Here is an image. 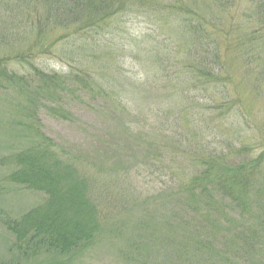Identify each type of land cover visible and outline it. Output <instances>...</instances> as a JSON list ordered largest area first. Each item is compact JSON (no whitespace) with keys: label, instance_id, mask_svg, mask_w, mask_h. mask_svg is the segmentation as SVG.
Returning a JSON list of instances; mask_svg holds the SVG:
<instances>
[{"label":"rangeland","instance_id":"374dc122","mask_svg":"<svg viewBox=\"0 0 264 264\" xmlns=\"http://www.w3.org/2000/svg\"><path fill=\"white\" fill-rule=\"evenodd\" d=\"M178 1L188 10L184 23L166 14L164 0H84L72 22L79 28L91 18L99 28L80 35L71 30L62 40L68 23L56 21L57 1L0 0V66L9 70L0 74V218L34 211L45 200L43 192L7 179L14 159L27 152L45 164L52 180L63 179L78 193L85 216L77 223L93 231L73 257L36 251L37 258L26 260L10 247L11 233L0 219V264H175L173 250L186 255L183 264H223L221 253L237 256L236 264H264V236L251 251L244 242L227 238L224 244L216 233L191 244L192 232L180 223L181 203L189 208L186 198L192 202L189 219L206 207L202 201L217 202L199 189L202 201L190 188L182 195L181 187L200 168L211 169L215 181L226 163L252 161L264 147L262 142L246 152L237 149L235 130L213 107L217 98L201 90L199 80L210 65L200 70L199 59L209 53L193 56L186 32L192 43L197 35L187 24L205 22L206 37L214 35L219 45L225 28L231 41L243 40L255 25L249 14L256 17L257 10L247 5L251 0ZM57 34L62 38L54 41ZM49 41L53 54L22 60L29 49L42 53ZM234 43L221 46V62L239 83L253 110L251 123L264 137V97L255 91L259 80L253 73L244 78L242 47ZM30 63L46 67L29 75ZM242 135L249 140L252 132ZM249 176L264 185V160ZM225 212L244 219L239 208ZM236 224L220 222L231 233Z\"/></svg>","mask_w":264,"mask_h":264},{"label":"trees","instance_id":"16d2710c","mask_svg":"<svg viewBox=\"0 0 264 264\" xmlns=\"http://www.w3.org/2000/svg\"><path fill=\"white\" fill-rule=\"evenodd\" d=\"M52 1L58 2L57 8L53 10V14L56 10V15H58L57 18H55L56 21L59 24L68 23L66 24L67 26L63 27L65 35L62 40L68 36L71 30L80 35L83 31H90L93 29L96 31L99 28L97 26L98 22H94L91 18L84 20V24L79 28L72 22L76 16L81 15L84 0ZM232 1L234 3L237 1L236 4L239 2V0ZM251 2H247V5H255L254 8L257 10V16L255 17L253 14H249L248 22H254L255 25L245 34L243 40L237 38L231 41V39L228 38L229 29L225 28L223 32L221 31L224 35V37L222 36L223 42L218 45V38H215L214 35L206 37V32H204L203 29L205 22H202L200 19H197L196 24H193V20L187 24L189 31L196 32L197 38H195L194 43L191 42L189 32H186L189 42L194 46V50L192 51L193 56H196L198 51H203L204 49V53H206V50L209 53L206 57L203 58L201 56V59H199V62L203 65L200 70L202 68L206 69L207 67L205 66L210 65L206 72L207 74L204 76L205 79L199 80L201 90L204 95L210 92L212 100L217 98L214 101L215 105L213 104V107L219 111L221 117H225V122L235 130L233 134L234 139L232 140H236V147L240 149V152H246L249 149L253 150L257 148L264 142V137L254 128L256 124L251 123V112L253 113V110L247 107V103L242 98L238 87L239 83L236 82V78L231 76L230 71L226 69L221 62V46L229 48L231 42L237 41V44L240 42L239 45L242 47V52L239 61L242 65L241 68H243V76L246 78V75H252L253 73L255 80H259L257 83L258 86L260 85L259 88L255 90L256 94L264 97V84H262L264 83V0H251ZM160 5L165 6V10L167 11V13H165L172 16L174 19L178 20L181 18L182 23L187 21L186 18L188 13L186 11L188 10H183V5H181L180 1L164 0V2H160ZM243 6H245L244 3ZM110 24H113L112 18L109 20V25ZM230 24L229 28L231 26ZM111 27L112 25L110 28ZM211 29L216 32L221 30L220 27L216 28L214 26H212ZM230 29H232V27ZM57 36L53 39L54 41L62 38L61 34H57ZM51 41L47 42L49 45H47L45 49H42V53L36 52V54H31L30 49L27 50V52L21 56V58H23L22 60H26L27 57L30 61L32 57H37L36 55L39 54H53V50L51 47L49 48ZM237 44L234 43L233 45ZM79 48L82 49V47ZM31 62L33 61L31 60ZM43 64L42 62V65ZM42 65L37 69L35 64L30 63L29 66L32 72H30L29 75L32 73H40L39 71L46 67ZM188 68H194V66L190 65ZM8 71L9 70H4V67L2 68L0 66V74H8ZM200 72L204 73L203 71ZM12 73L13 72L10 74ZM1 76L3 77L5 75ZM247 130L252 132L249 140H246L245 135H242L243 131L245 132ZM253 157L252 161L242 162L237 165L226 163L222 166L224 171L215 178V181L210 179L211 169L207 168L202 171V168H200V170H198L200 172H196L193 175L192 182L181 187L182 195L186 196V191L189 192L188 188H190L198 192V199L200 201H202L200 198L205 195L200 194L202 191L211 192V197H215L217 200V202L213 203L209 201L205 203L202 201V205L205 204L206 207L190 219L187 214L190 211V207H192L191 199L185 197L189 202V208L187 202H184L186 203L184 206H182L181 203L183 212L182 215H180V223L186 230L189 228L192 232L193 242L191 244H199L204 242V240L206 241V236L211 233H216L217 235L222 234V237L225 239V241H223L224 244L227 242V238L230 239L231 242L237 244L244 242L246 244L245 246H247V251H251L257 244L261 243V238L264 236V185H262L263 183L252 182L249 172L252 169L254 170V168L264 160V147H261V150L255 153ZM51 173L52 172H49L45 167V164H40V161H38L34 155L27 154L26 152L24 155L19 154L14 159L13 169L7 174V179L10 182L22 185L33 191L39 190L43 192L45 196L43 204L35 209V212L29 210V212L24 211L23 214L14 218H0L1 220L3 219L2 222L11 233L12 242L10 247L26 260H29V258H37L41 253L35 254L36 251L51 252L55 250L57 253L63 252L59 254L65 257H73L81 251V248L89 244L93 235V231H90L89 229L91 228H88L86 224L79 225L77 223V219L80 220L81 217L83 218L85 216L82 214L83 204H85L84 201H81L78 193L73 191L70 185L65 183L63 179L61 181L52 180L50 176ZM252 185L255 186L256 190L251 192L249 189H253ZM192 190L191 192H193ZM230 208L232 210L233 208L241 209V214L244 216V219H238L235 216L232 217V215L229 216L225 211L230 210ZM65 210L68 214L63 212ZM72 210L74 212H68ZM251 215H255L253 220L251 219ZM221 219H225L229 222L233 221V223L237 220V224L233 226L236 227V230H231L233 232L231 233L223 229L220 225ZM204 246L208 247V244L205 243ZM56 249H58V251H56ZM240 250L241 248L238 249V252ZM179 253L180 252L177 250L171 252L175 264L182 263L183 261H181V259L186 256L183 254L179 255ZM241 253L242 251L238 254L241 256ZM244 254L243 251V255ZM236 257L237 256H232V259H230L221 253L219 258L222 259L223 264H228L229 262L236 264L234 260Z\"/></svg>","mask_w":264,"mask_h":264}]
</instances>
